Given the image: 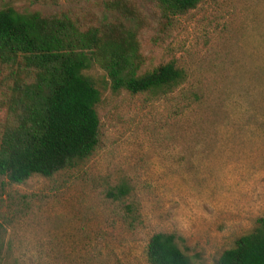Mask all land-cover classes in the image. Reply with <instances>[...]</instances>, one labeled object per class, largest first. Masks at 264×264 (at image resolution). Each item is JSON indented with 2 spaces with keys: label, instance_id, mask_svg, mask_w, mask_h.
I'll return each mask as SVG.
<instances>
[{
  "label": "rangeland",
  "instance_id": "374dc122",
  "mask_svg": "<svg viewBox=\"0 0 264 264\" xmlns=\"http://www.w3.org/2000/svg\"><path fill=\"white\" fill-rule=\"evenodd\" d=\"M101 1L0 8L66 12L87 26ZM135 1L147 18L139 73L173 62L183 80L131 93L113 91L97 64L84 70L100 91L98 143L51 176L0 175V264H148L156 232L174 233L191 264H215L264 215V0H201L163 24L152 2ZM5 114L0 106V137ZM121 184L127 195L108 196Z\"/></svg>",
  "mask_w": 264,
  "mask_h": 264
},
{
  "label": "trees",
  "instance_id": "16d2710c",
  "mask_svg": "<svg viewBox=\"0 0 264 264\" xmlns=\"http://www.w3.org/2000/svg\"><path fill=\"white\" fill-rule=\"evenodd\" d=\"M148 1L155 8L151 20L163 24L201 0ZM101 3V18L87 26L66 12L0 8V65L7 70L0 78V106L6 113L0 175L10 182L51 176L76 166L95 149L100 91L85 69L99 65L113 91L171 90L183 80V71L173 62L139 73L143 57L138 32L146 16L141 18L135 0ZM128 192L129 187L121 184L108 196L119 199ZM125 209L132 212L129 204ZM132 221L133 217L131 225ZM146 260L148 264H191L176 235L166 232L151 235ZM215 264H264V215Z\"/></svg>",
  "mask_w": 264,
  "mask_h": 264
}]
</instances>
